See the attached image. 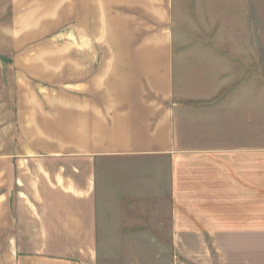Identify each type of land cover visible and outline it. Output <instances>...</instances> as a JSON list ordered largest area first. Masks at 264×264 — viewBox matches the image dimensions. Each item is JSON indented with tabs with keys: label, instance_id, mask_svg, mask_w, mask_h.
<instances>
[{
	"label": "crops",
	"instance_id": "0c3cea01",
	"mask_svg": "<svg viewBox=\"0 0 264 264\" xmlns=\"http://www.w3.org/2000/svg\"><path fill=\"white\" fill-rule=\"evenodd\" d=\"M11 3L15 45L69 39L59 50L84 88H73L70 124L42 130L36 153L0 158V264H98L105 159L167 160L169 227L157 238L175 255H191L181 242L225 235L250 250L264 194V92L244 82L264 81V0ZM192 80L234 83L205 105L197 98L208 96L182 92ZM209 124H230V136L206 140Z\"/></svg>",
	"mask_w": 264,
	"mask_h": 264
},
{
	"label": "rangeland",
	"instance_id": "374dc122",
	"mask_svg": "<svg viewBox=\"0 0 264 264\" xmlns=\"http://www.w3.org/2000/svg\"><path fill=\"white\" fill-rule=\"evenodd\" d=\"M11 2L0 0L1 160L11 154L36 153L42 130L45 137L48 127L54 133L55 124H70L73 88H84L83 82H75L73 87L70 54L59 50L69 39L53 35L25 46L15 45L13 33L17 29L13 27L15 9ZM178 73L177 66L175 76ZM233 83L192 80L181 82V88L184 94L208 96L223 84V91L231 89ZM244 84L254 87L259 97L263 95V80ZM175 86H180L179 80ZM197 99L210 103L209 96ZM262 110L257 105V112ZM209 126L202 132L206 140L230 136V124ZM256 137L260 141L257 147H264V124H256ZM0 167L4 168L2 163ZM168 170L164 159H105L97 165L98 191L108 222L107 233L99 241L98 264H264L263 192L257 194V230L250 250L241 249L225 235V239L181 242L176 248H190L191 255H175L174 242L157 238L168 234Z\"/></svg>",
	"mask_w": 264,
	"mask_h": 264
}]
</instances>
